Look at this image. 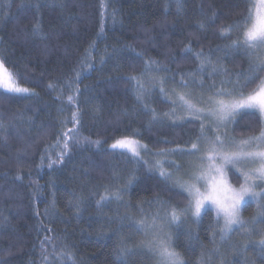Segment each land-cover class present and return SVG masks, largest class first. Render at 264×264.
Segmentation results:
<instances>
[{
	"label": "trees",
	"instance_id": "obj_1",
	"mask_svg": "<svg viewBox=\"0 0 264 264\" xmlns=\"http://www.w3.org/2000/svg\"><path fill=\"white\" fill-rule=\"evenodd\" d=\"M246 8V0H184L181 11L175 0H0V57L29 89L0 91V264H61V252H71L75 264H154L153 255L138 252L146 233L136 222L157 214L186 264H202V253L207 264H264V224L222 241L212 209L169 223L166 213L187 197L153 166L159 150L200 134L198 120L175 114V93L210 94L213 82L219 88L249 69L243 49L226 48L239 31L228 38L219 32ZM207 57L219 66L216 75L209 76L211 65L198 71ZM146 60L156 62L148 72ZM132 75L141 77L142 94ZM257 119L241 114L236 122L246 129ZM73 128L74 138L63 135ZM134 133L147 145V164L111 147ZM170 156H159L165 169L175 168ZM129 180L122 201L97 204ZM255 211L248 201L241 215ZM45 237L51 242L42 247ZM121 248L129 253L119 256Z\"/></svg>",
	"mask_w": 264,
	"mask_h": 264
},
{
	"label": "snow or ice",
	"instance_id": "obj_2",
	"mask_svg": "<svg viewBox=\"0 0 264 264\" xmlns=\"http://www.w3.org/2000/svg\"><path fill=\"white\" fill-rule=\"evenodd\" d=\"M183 2L184 0H175L178 11L182 10ZM246 3V11L241 14V18L235 24L222 26L219 32L222 37L228 38L234 30L239 31L237 38L231 40L226 48L243 49V55L249 58V69L235 73V79L229 77L222 80L219 88L213 82L209 86L210 94L207 97L201 96L195 103L190 91L175 93L177 99L173 103L176 104L178 101L182 109L200 122V134L187 149L179 147L161 149L156 153L157 156H167L176 152L187 155L198 154L199 163L194 165V170L188 173V179H184L183 176L174 177L172 172L161 170V176L166 180H173V183L188 196L186 205L179 210L173 206L170 212L166 213L165 219L169 223H177L183 215L189 212L192 216L199 217L202 209H214L222 241L237 229H243L251 235L257 230L255 227L257 224H264V187H261L264 185V75H261L264 73V0H246ZM200 27H204L203 23ZM196 57L198 59L204 57L203 51L197 52ZM155 63V61L146 60L144 71H151ZM207 65L212 66L209 76L216 75L220 71L218 65L212 64L210 57L201 59L198 71L203 72ZM128 79L135 82L134 87L142 94L145 85L141 77L132 75ZM193 82L197 81L193 79ZM71 83L66 82L69 87ZM160 83L163 81L161 80ZM180 83L184 88L188 87V81L183 78ZM198 83L201 88L204 87L202 79ZM152 86H155V81L152 82ZM49 87L52 88L55 85L50 84ZM0 91L15 94L29 92L28 88L19 84L16 74L6 66V60L3 57H0ZM68 101L74 102V97L69 96ZM198 104L203 106L198 107ZM241 114L258 118L255 126H247L248 135L237 138L227 131L220 133V128H226L229 122L235 121L236 117ZM78 117V110L72 113V120L77 124L79 123ZM213 125H215V134L210 136L208 132L213 131ZM0 127H3L2 123ZM75 132L76 129L73 128L63 135L72 139ZM136 135L138 133L117 139L111 147L130 153L137 163L147 164L148 161L144 160L141 155L142 151H147V145L136 139ZM68 143L69 140L66 139L65 152ZM61 159H63V153ZM153 166L161 167L162 162L156 160ZM176 167L178 169L179 165ZM230 170L233 175L238 173L239 178L242 179L239 186L231 183ZM130 184L131 180L123 188L106 192L97 204L102 205L110 200L122 201V193L127 191V186ZM247 201L255 203L256 211L252 217L245 219L241 212L242 205ZM158 218L159 214L151 217L145 216L136 222L138 231L155 233L145 246L157 258L156 264H186L181 254L172 246L171 234L163 233L162 226L157 223ZM221 220L223 224H220ZM260 230L264 231V229ZM216 234L217 229L214 228L212 230L213 243ZM50 242L51 238L45 237V240L41 242L42 247L44 243ZM260 244L264 246V240H261ZM128 253L129 249L121 248L118 255L123 257ZM58 256L61 264H75L71 252H61ZM203 256L202 253V264H207ZM43 258L48 262L47 256Z\"/></svg>",
	"mask_w": 264,
	"mask_h": 264
},
{
	"label": "rangeland",
	"instance_id": "obj_3",
	"mask_svg": "<svg viewBox=\"0 0 264 264\" xmlns=\"http://www.w3.org/2000/svg\"><path fill=\"white\" fill-rule=\"evenodd\" d=\"M181 92H186V91H181ZM191 92V91H190ZM192 93V96H193V102L195 103L201 96H204V97H207L209 94H203V93H199V94H194L193 92H191ZM178 103H176V104H174V109L176 110L175 111V114H177V117L179 118V119H182V118H184V120L186 119V118H191V119H195V117L194 116H192V115H190L186 110H184V109H180V106L179 105H177ZM198 107H202L203 105H200V104H198L197 105ZM186 116V117H185ZM240 116V115H239ZM176 119V118H175ZM236 119H237V117H236ZM178 120V119H177ZM179 121H181V120H179ZM196 122V121H195ZM243 122V121H242ZM256 123H257V120L256 121H254L253 122V124L252 123H248L249 125H252V126H255L256 125ZM245 125H247V123H245ZM248 126V125H247ZM220 133H223L224 131H227L230 135H233V136H236L237 138H241L242 136H246V135H248L249 134V129L248 128H244V126L242 125V123L241 122H236V120L235 121H233V122H229L228 124H227V127L226 128H220ZM213 134H215V125H213V131H210V132H208V135H213ZM116 141V140H115ZM114 141V142H115ZM113 142V143H114ZM141 142V141H140ZM195 142V141H194ZM142 143V142H141ZM191 143H193V142H190L188 145H185V146H183V147H179V148H185V149H187L188 147H190V145H191ZM144 144V143H143ZM174 144H176V143H174ZM176 148V147H175ZM177 148H178V146H177ZM144 151H142L141 152V154L143 153ZM179 154H177V155H174V156H170V154L169 155H167L166 157H168V156H170L169 158H167V160L166 161H169V163L170 164H174L175 165V168L174 167H166V169L164 168V166H161V170H165V171H169V172H172L173 174H174V177L175 176H183V178L184 179H188L189 177H188V173H190L191 171H193L194 170V165H196V164H198L199 163V160H198V154L197 155H187V154H183V153H181V152H178ZM156 155V154H155ZM173 155V154H172ZM182 156H183V163H182ZM162 157V156H161ZM160 157V158H161ZM159 158V156H157L156 157V159L154 160V161H156V160H158V159H160ZM161 161V160H160ZM177 165H179V168L177 169ZM155 168H157V167H155ZM159 168V167H158ZM174 168V169H173ZM160 170V171H161ZM163 177V176H162ZM229 179H230V181H231V183H233L234 185H236V186H239V183H241L242 182V179L241 178H239V174L237 173L236 175H233V172L230 170L229 171ZM171 182L173 183V180H171ZM174 184V183H173ZM175 185V184H174ZM176 186V185H175ZM261 187H264V185H261ZM178 188V187H177ZM180 189V188H179ZM181 190V189H180ZM258 191H259V189H257ZM185 193V192H184ZM186 194V193H185ZM186 197H187V199H186V201H185V204L187 203V201H188V196H187V194H186ZM248 202V201H247ZM244 205V204H243ZM243 205H242V208H243ZM209 209H211V208H209ZM214 212H215V210L214 209H212ZM205 210L204 209H202L201 210V215L203 214V212H204ZM216 213V212H215ZM242 213V212H241ZM188 214V216H191V217H193V219H195V220H197V219H199L200 217H201V215L199 216V217H194V216H192V214H191V212H189V213H187ZM157 223L160 225V226H162V229H163V233H169L168 231H167V229H168V226H167V224H164V222L163 221H161V219L159 220L158 219V221H157ZM220 224H223V220H221L220 221ZM241 231H244L243 229H237V230H235V233H239V232H241ZM245 232V231H244ZM155 233L154 232H152V231H149V232H147L146 233V240H145V242H144V244H142L141 245V247H139V248H137L139 251L138 252H144V250H146L147 252H149L151 255H153L150 251H149V249L145 246V244H146V242L147 241H149V240H151L152 238H153V235H154ZM170 234V233H169ZM244 234H246L247 235V233L245 232ZM245 235V236H246ZM172 246L174 247V245H173V242H172ZM175 248V247H174ZM232 249V248H231ZM143 250V251H142ZM175 250H176V248H175ZM177 251V250H176ZM178 252V251H177ZM154 256V255H153ZM155 257V256H154ZM245 259H246V261H248V259L245 257ZM154 261V260H153ZM156 261H157V258L155 257V261H154V264H156Z\"/></svg>",
	"mask_w": 264,
	"mask_h": 264
}]
</instances>
